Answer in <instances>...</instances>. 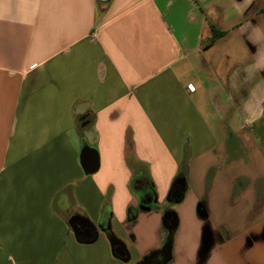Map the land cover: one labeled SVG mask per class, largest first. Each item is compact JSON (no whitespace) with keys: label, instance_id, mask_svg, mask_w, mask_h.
Masks as SVG:
<instances>
[{"label":"crops","instance_id":"crops-1","mask_svg":"<svg viewBox=\"0 0 264 264\" xmlns=\"http://www.w3.org/2000/svg\"><path fill=\"white\" fill-rule=\"evenodd\" d=\"M168 211L166 264H264V0H0V264H145Z\"/></svg>","mask_w":264,"mask_h":264},{"label":"water","instance_id":"water-1","mask_svg":"<svg viewBox=\"0 0 264 264\" xmlns=\"http://www.w3.org/2000/svg\"><path fill=\"white\" fill-rule=\"evenodd\" d=\"M101 3H108L111 0H98ZM79 162L80 165L83 169V172L86 175H91L97 172L98 168H99V158H98V154L97 152L88 147V146H84L81 151H80V155H79ZM174 185H178L182 190L185 189V178H178L175 180ZM71 223L73 224V228L75 230V232L77 233V235L79 236H83L86 239H90L91 238V229L88 227L87 224H85L84 222H78V224L76 223V221H71ZM163 227L164 229L167 231L168 233V238L166 239V242L164 244V246L161 248L160 251L155 252L153 254H151L146 260H145V264H151V260H153L154 258L160 257V263L159 264H166L169 260H170V252H171V240H172V235L173 232L175 231L176 227H177V220L175 218V215L173 212L168 211L164 214V218H163ZM84 229L83 232H79L78 230ZM115 254L119 257V258H124L125 253L123 251V248L120 245H117L115 248Z\"/></svg>","mask_w":264,"mask_h":264},{"label":"trees","instance_id":"trees-1","mask_svg":"<svg viewBox=\"0 0 264 264\" xmlns=\"http://www.w3.org/2000/svg\"><path fill=\"white\" fill-rule=\"evenodd\" d=\"M97 2L99 6L105 5L104 3H101L98 0ZM221 35H222L221 33L213 31V40L217 39ZM187 169H188V163L183 161V163H181L180 171L177 177L173 180L171 184V188L169 190L168 201L171 204L179 203L183 198L185 189L182 190L178 185H174V182L178 178H184L186 176ZM132 186L133 189L137 190L141 194L143 204H145L146 207H153L151 205L154 198V192L150 180H146V178L143 177H136L133 180ZM107 216H108L107 213L104 212L102 218V228L105 230H107Z\"/></svg>","mask_w":264,"mask_h":264},{"label":"flooded vegetation","instance_id":"flooded-vegetation-1","mask_svg":"<svg viewBox=\"0 0 264 264\" xmlns=\"http://www.w3.org/2000/svg\"><path fill=\"white\" fill-rule=\"evenodd\" d=\"M83 230H85V228L84 229H81L80 230V228H79V232H83ZM160 260H161V258L160 257H157V258H154L153 260H151V264H159L160 263Z\"/></svg>","mask_w":264,"mask_h":264},{"label":"built area","instance_id":"built-area-1","mask_svg":"<svg viewBox=\"0 0 264 264\" xmlns=\"http://www.w3.org/2000/svg\"><path fill=\"white\" fill-rule=\"evenodd\" d=\"M189 88H191V86H188Z\"/></svg>","mask_w":264,"mask_h":264}]
</instances>
